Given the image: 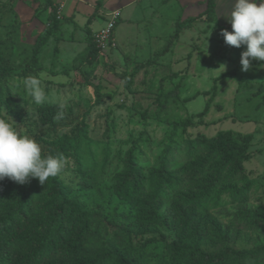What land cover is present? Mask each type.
Listing matches in <instances>:
<instances>
[{"label": "rangeland", "instance_id": "rangeland-1", "mask_svg": "<svg viewBox=\"0 0 264 264\" xmlns=\"http://www.w3.org/2000/svg\"><path fill=\"white\" fill-rule=\"evenodd\" d=\"M52 2L58 29L36 52L50 23L46 0H0V118L35 138L43 157L55 139L76 137L57 178L85 209L91 244L127 251L143 264H176L180 253L170 244L181 209H191L190 245L243 250L230 264H264V94H253L256 66L245 72L241 58L233 60L246 46L226 44L225 28L203 17L184 21L175 0H135L118 10L99 0L88 16L68 12L67 0ZM114 16L109 42L99 47L94 35ZM176 29L171 50L155 58ZM88 30L99 48L91 61ZM29 77L40 80L44 104L28 94ZM50 108L56 115L43 123L39 114ZM191 115L190 126L174 130L173 122ZM223 131L251 134V158L240 173L222 168L203 140ZM132 170L142 183L123 190ZM160 170L166 177L158 182ZM48 185L37 181L33 211ZM143 200L157 205V221L142 217Z\"/></svg>", "mask_w": 264, "mask_h": 264}, {"label": "trees", "instance_id": "trees-1", "mask_svg": "<svg viewBox=\"0 0 264 264\" xmlns=\"http://www.w3.org/2000/svg\"><path fill=\"white\" fill-rule=\"evenodd\" d=\"M214 0H208L203 13L208 23H216ZM45 7L51 8L49 25L40 34L34 48L37 52L48 38L58 29V16L52 0H46ZM200 17V16H199ZM202 18V17H200ZM185 19L184 21L192 20ZM181 22L180 24H184ZM179 30L168 36L163 48L155 53V58L167 54ZM88 50L86 59L95 58L99 48L88 30ZM6 59L0 53V77L5 76ZM231 73H226L230 75ZM202 111L200 114H203ZM55 109L42 111L39 117L43 123H51L55 117ZM194 115L173 122L174 130L192 124ZM203 138H201L202 140ZM250 133L231 131L218 132L211 138H205L210 150H216L221 158V167H228L232 174L242 171V163L251 158ZM76 142L75 136H61L50 143L49 156L66 158L67 151ZM158 182L166 177L163 170L156 173ZM38 179H31L23 185L8 178L0 180V264H143L127 251L111 246L96 247L89 241L91 236L89 217L81 207L77 197L70 194L57 177L48 179L49 185L44 195L36 202L37 209L32 210L33 189ZM123 190L129 186L136 188L142 183L137 171H129L123 177ZM159 186V184H158ZM245 192V191H244ZM141 215L150 222L158 220L157 205L143 200ZM181 224L176 230V237L170 247L176 257V264H230L237 251L226 248L223 251H204L198 246L188 243L187 228L192 210L181 209ZM203 228H194V235L199 239Z\"/></svg>", "mask_w": 264, "mask_h": 264}, {"label": "clouds", "instance_id": "clouds-1", "mask_svg": "<svg viewBox=\"0 0 264 264\" xmlns=\"http://www.w3.org/2000/svg\"><path fill=\"white\" fill-rule=\"evenodd\" d=\"M229 23L231 32L221 30L226 44L236 48L246 46V51L241 53V70H249L250 58L264 62V0H235ZM24 83L37 105L47 101L39 79L29 77ZM62 117L63 112H58L56 119ZM14 124L0 118V180L8 178L23 185L35 178L44 185L50 177H57L64 167V158L43 157L37 140L19 133Z\"/></svg>", "mask_w": 264, "mask_h": 264}, {"label": "crops", "instance_id": "crops-1", "mask_svg": "<svg viewBox=\"0 0 264 264\" xmlns=\"http://www.w3.org/2000/svg\"><path fill=\"white\" fill-rule=\"evenodd\" d=\"M99 0H67L68 5V12L71 11H78L79 16H88L92 15L95 11L97 2ZM177 3H179L182 8L184 9L183 15L185 16V19L188 18H195V17H203L204 18V12L207 9L208 6V0H175ZM106 5L105 8L108 10H113L122 7H126L127 5L131 4L132 2L135 4V0H105ZM235 3V0H214V12L216 17V23H210L212 26H217L216 30L219 26L227 29L228 31H232V26L229 23L230 18V11L232 9L233 4ZM137 6V5H136ZM242 47V46H241ZM240 49V48H239ZM238 52V51H237ZM233 60L237 61L240 60L241 55L236 56L234 54ZM254 64L257 68V75L260 77L259 83L255 84V91H253V94L257 97L264 90V84L261 83V80H264V62H260L258 60H252L250 58V63ZM240 63V62H239ZM263 96V95H262Z\"/></svg>", "mask_w": 264, "mask_h": 264}, {"label": "built area", "instance_id": "built-area-1", "mask_svg": "<svg viewBox=\"0 0 264 264\" xmlns=\"http://www.w3.org/2000/svg\"><path fill=\"white\" fill-rule=\"evenodd\" d=\"M115 16H116V14H115ZM115 16L110 18L107 21L106 25L102 29H100L98 31V33H96L94 35L95 41L98 42V46L99 47L100 46L103 47L105 45V43H104L105 40H106V42L108 44L109 39H110V37L112 35V31H113L114 25H115V19H116Z\"/></svg>", "mask_w": 264, "mask_h": 264}]
</instances>
